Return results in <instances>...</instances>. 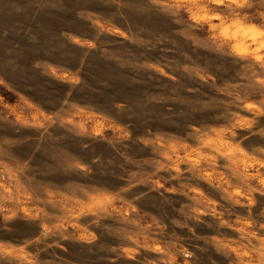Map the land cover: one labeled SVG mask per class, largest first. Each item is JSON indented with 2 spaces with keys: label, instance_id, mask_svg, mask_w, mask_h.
Returning <instances> with one entry per match:
<instances>
[{
  "label": "rangeland",
  "instance_id": "rangeland-1",
  "mask_svg": "<svg viewBox=\"0 0 264 264\" xmlns=\"http://www.w3.org/2000/svg\"><path fill=\"white\" fill-rule=\"evenodd\" d=\"M0 264H264V0H0Z\"/></svg>",
  "mask_w": 264,
  "mask_h": 264
}]
</instances>
